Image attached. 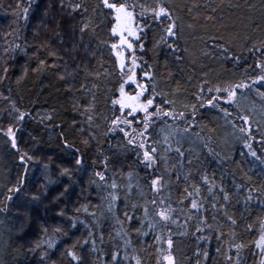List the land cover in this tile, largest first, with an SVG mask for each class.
Listing matches in <instances>:
<instances>
[{"label": "trees", "instance_id": "trees-1", "mask_svg": "<svg viewBox=\"0 0 264 264\" xmlns=\"http://www.w3.org/2000/svg\"><path fill=\"white\" fill-rule=\"evenodd\" d=\"M110 2L125 3L134 12L140 36L135 55L125 52L128 66L123 72L111 47L118 43L111 32L115 13L102 0H0V130L11 125L20 152L35 157L27 167L21 166L20 153L0 131V208L8 205L0 212V264H77L67 255L69 250L80 258L79 264H114L113 252L119 253L120 264H137V260L163 264L167 251L175 264H237L235 245L241 243L245 245L240 250L241 264H259L264 256L254 242L259 238V222L264 221V164L249 154L245 144L264 159V98L260 96L264 81L253 83L263 75L256 64H264V51H250L254 45L264 46V0ZM75 4L81 7L73 11ZM157 5L170 10L175 36L168 37L165 31L170 21L152 19ZM23 8L29 9L27 19ZM84 25L88 27L81 33ZM221 44L239 62L226 59L218 47ZM132 71L138 83L145 85V96H154V105L177 116L185 114L183 118H161L150 128L146 143L156 146L160 157L153 165L155 172L137 160L138 152L142 160V151L127 145L119 129L108 132L111 120L120 116L112 100L119 98L120 84ZM241 83L249 87L236 89L230 102L225 90ZM136 88V84L125 85L130 94ZM213 97L215 107L207 103ZM14 105L26 113L23 121L16 119ZM242 116L249 117V124ZM142 117L141 113L137 119ZM133 128L139 132L143 125L134 122L126 130L132 134ZM241 128H250L252 139ZM165 136L170 137V153L165 151ZM62 137L74 146L72 150L64 149ZM176 147L185 152L183 163ZM81 154L83 164L78 167L75 157ZM63 168L69 169L70 176L60 175ZM97 172L107 177V184ZM156 176L164 183L153 195L151 179ZM204 176L215 184V197L208 193ZM21 178L25 179L24 191L8 201V189ZM113 180L118 185L115 190ZM192 185L200 187L199 195ZM221 186L229 194L227 202L219 193ZM65 187L67 194L54 200ZM186 188L193 190V196L187 195ZM45 191L46 197L31 200L33 194ZM110 194L118 196L113 212L108 211ZM152 199H165L175 209V224L161 222L148 228L149 220H159L153 215ZM192 199L203 207L191 209ZM133 204L137 205L136 219L129 225L124 211L127 205L132 214ZM227 216L237 224L232 226ZM141 220L143 230L138 232ZM57 227L62 231L56 232ZM197 227L204 231L196 232ZM157 235L161 240H156ZM169 238L171 249L166 243Z\"/></svg>", "mask_w": 264, "mask_h": 264}, {"label": "snow or ice", "instance_id": "snow-or-ice-1", "mask_svg": "<svg viewBox=\"0 0 264 264\" xmlns=\"http://www.w3.org/2000/svg\"><path fill=\"white\" fill-rule=\"evenodd\" d=\"M102 3L104 5V7L106 9H110L112 10V12L115 13L114 16V20L115 23L113 24L112 28H111V32L113 34V36L118 35L120 38L119 41V45L120 46H124L126 45L128 49H132L133 48V44L129 42L127 37H134L137 41H139L140 36L137 33V30L132 27V22L134 20V12L133 11H129L128 10V6L125 3H115V2H110V0H102ZM61 6L63 7V4H61ZM73 11H76L77 9H79L81 7V5L79 4H75V5H71ZM143 7V6H142ZM17 8H21V4L18 2L17 3ZM23 14H24V18L27 19V14L29 9L28 8H23L22 9ZM145 11H147V9H145ZM189 11H191V9H189ZM213 12L216 11L215 8L212 9ZM212 17H205V19H211ZM152 19L156 20V21H163V20H167L170 21L167 24V27L165 29L167 36L168 37H173L176 35L174 28H175V22L172 20V15L170 10L164 6V5H157L156 7H154L152 9ZM88 25H84L83 27L80 28V32L84 33L87 29ZM127 33V37L124 35V33ZM140 32H143V29H140ZM213 40L216 39V37H212ZM171 47V45H169ZM15 47H19V45H15ZM113 50L118 49V45L113 43L111 45ZM144 45L141 44V48L143 49ZM221 54L226 58V59H233L234 57L231 56L229 49L227 47H225L224 45H218ZM7 51V49H6ZM250 51H264V46H262L261 48H256L255 45L253 46V48ZM117 58L119 60V67L121 69V71L123 72L125 64H124V60H123V52L117 51ZM179 59V57H178ZM234 59L237 60V62H239V58L235 57ZM44 61H41V64H43ZM133 64V69H135V67H137L136 65V60L135 58H133L132 61ZM256 67L261 69L262 71H264V64L262 63H257ZM26 71V70H25ZM4 72L5 74H7L8 69L4 68ZM146 76H148V73H145ZM64 77H61V79H63ZM264 81V75H260L256 78L255 81H253V83H259ZM128 84H136L137 85V90L133 93L130 94L125 90V85ZM249 85L245 84V83H241V84H237L234 86L233 89H226L225 91H228V100L231 102L234 100V98L237 95L236 89H244V88H248ZM83 88V86H82ZM221 89L217 88V91H220ZM147 89L145 87V85L138 83L137 79H136V75L135 72L132 71V74L128 76L127 80L123 81V83L120 84L119 87V98L113 99L112 100V105L113 106H119V112H120V116H117L116 118L111 120V125L112 127H110L108 129L109 133L115 132L117 129H119V132H122L124 134V137L127 138V145H132L134 148H138L139 150L142 151V160L140 159V155L139 152L137 153V160L142 163L146 168L148 169H152L153 172H155V169L153 168V165L157 164L158 160L160 159L158 153H159V149L156 146H151L149 147V145L146 143V141L148 140V133L150 128L153 126V124L164 117H171L172 119H177V118H183L185 116V114L183 112L179 113L178 116L172 112V111H166L165 109L161 108L159 105H154V96L153 98H147L145 96ZM209 91H211V89H209ZM260 96L262 98H264V92L260 93ZM197 99H199V97H197ZM216 97H213L212 100H208L207 103L209 105H212L213 107H215V105L213 104V100H215ZM167 103V101H165ZM155 108V111H152V109ZM194 108V106H193ZM13 110L17 113L16 119L19 121H23L26 117V113L25 112H21L19 111V109L15 108V105L13 106ZM195 110V108H194ZM85 113L88 112V109L85 108ZM143 114L142 119H137L138 116L140 114ZM245 124H249V117L248 116H242L240 117ZM49 120H51V116L48 117ZM88 122L89 124H91L92 122V116L89 115L88 116ZM136 123L137 125L142 124L143 125V129L140 130L139 132H137V130L135 128L132 129V134H130L126 128H132L133 123ZM120 125H125L126 127H120ZM3 132V135L6 136L8 138V140L11 142V148L16 150L17 152H19V161L21 166H28V162L32 161L35 157L34 154H31L29 152H20L18 143H17V137H16V133L13 130V127L10 125L6 130H0ZM81 131H83V129H81ZM185 132H187V128L184 129ZM241 133H245L248 136V139H252L251 135H250V128L249 129H245V128H241L240 129ZM137 137L140 138V142L137 143ZM63 139V147L65 150H72L73 149V145L69 144L67 141V138L62 137ZM170 137L165 136L164 137V142L167 145L165 151L166 153H170L173 151L172 149V145L169 142ZM85 144H88L89 141L85 140L84 141ZM177 143L179 144V141H177ZM245 147H247L249 149V154L254 157L257 160H260V162L262 164H264V159H262L260 156L257 155V153L255 151L251 150V145L250 144H245ZM76 151H79L78 149ZM180 157L181 163H183L184 159H185V152L181 150V147H176L174 150ZM105 163H107V158L105 159ZM189 164L192 163L191 160L188 161ZM75 164L79 167L83 164V156L82 154L79 156L75 157ZM45 168H47V165H45ZM61 176H70V172L68 168H63L60 172ZM96 176L99 178L100 181L104 182L105 184H107V177L100 173L97 172ZM129 177H131V173H129ZM177 179H179V177H177ZM185 180H188L189 177L186 175L184 177ZM163 178L156 176L155 178L151 179V191L154 194H158L162 187H163ZM203 183L208 185L207 191L209 194H211L213 197L216 196V193L213 191L215 184L209 183V179L207 176L203 177ZM24 187H25V179L21 178L18 182V184L16 186L10 187L8 189V195H7V200L11 201L13 199V194H20L24 191ZM111 188L113 190L118 188V185L115 183V181L113 180V182L111 183ZM192 189L194 190L196 195L200 194V187L196 186V185H192ZM68 187H65L64 191L61 193H58L56 197H54V200H59L62 196L66 195L68 192ZM129 190H131V184H129ZM193 190H189L188 188L185 189V191L187 192V195L189 197L193 196ZM219 193L222 194V198L225 202H227L229 200V194L225 191V189L221 186L219 188ZM46 197L47 196V191H45L44 193H39L37 192L36 194H33L31 196V200L32 201H39L41 199V196ZM118 199V196L115 194H110V204H109V208L108 211L109 212H113V209L115 208V201ZM248 199L250 200L251 197L249 196ZM180 203H183V200L180 201ZM151 204L153 207V215L158 217L159 220L157 221V223H153L151 220L148 221V228L149 229H153L157 226L158 223H163V224H167L169 222L175 224L176 221L172 219V215L175 212V209L172 208V206L165 200V199H160L159 201H157L156 199H152L151 200ZM8 205L7 203H5V206L3 208H0V212H4L6 211ZM203 205L201 203H199L196 199H192L191 200V209L194 210H199L200 208H202ZM213 208L217 207V204L214 202L212 204ZM221 207H223V205H221ZM137 208V205L133 204L132 205V209H133V213L130 214L128 209H127V205L125 207V211H124V221H126L129 225H131V222L133 219H136L134 212ZM87 211V209H85ZM143 212H144V216L145 218L148 217L149 214V208L147 207V205H145L143 207ZM61 215H63V213H60ZM91 215L95 216V213H91ZM215 219V217H214ZM227 221L232 225L235 226L237 224V221L235 218H233L232 216H227ZM121 224H123V221H120ZM81 223H83L81 221ZM200 223L202 225H204V227H207L209 229H211V225H208L206 220L201 219ZM143 225H144V221L141 220V228L137 229L138 232L143 230ZM73 227H75V223H73L72 225ZM204 227H197L196 232H203L204 231ZM253 230V226L249 225L248 226V231H252ZM56 232H61L62 230L57 227L55 229ZM145 235L147 233H144ZM183 234V233H182ZM89 235L91 236L92 233L89 232ZM221 235H223V233H221ZM219 239V237H217ZM101 241L103 240V236L101 235L100 237ZM200 239H205V237L201 236ZM156 240L159 241L161 240V236L157 235L156 236ZM85 245L88 244V241L86 240ZM168 248L171 249L172 245H173V241L171 238H169L166 241ZM255 247L257 249H259V252L262 256H264V221H260L259 222V238L257 240H255ZM52 243L50 242L48 247H52ZM37 247H39V245H37ZM245 245L244 244H236L235 248H236V256H237V264H241L240 261V250L242 248H244ZM92 248L93 251L96 250V242L95 240L92 241ZM158 252H160L161 254H163V250L162 249H157ZM219 251V249H218ZM67 255L69 257L72 258V260L77 261V264H79V257L76 256L75 252L69 250L67 252ZM205 257H207V252L204 253ZM43 259V257H42ZM125 259H127V257H125ZM226 259L231 262L232 257L228 256L226 257ZM163 260L166 262V264H175V258L172 255V253L169 251L167 254H163ZM112 261L114 262V264H120V257H119V253L118 252H113L112 254ZM137 264H140V261L137 260ZM157 264H159V260L157 261ZM259 264H264V258H262L259 262Z\"/></svg>", "mask_w": 264, "mask_h": 264}, {"label": "rangeland", "instance_id": "rangeland-1", "mask_svg": "<svg viewBox=\"0 0 264 264\" xmlns=\"http://www.w3.org/2000/svg\"><path fill=\"white\" fill-rule=\"evenodd\" d=\"M115 21V20H114ZM124 35L127 37V33L125 32L124 33ZM116 37L118 38V43H117V45L119 46L118 47V49H116V50H114L115 51V54L117 55V51H120V52H124L123 54H124V57H123V59H124V64H125V67H124V70H126L127 69V66H128V64H127V56L125 55V52H128V51H126L125 49H126V47H125V45H124V47L123 46H120L119 45V41H120V38H119V36L118 35H116ZM130 51V50H129ZM130 53V52H129ZM117 64H118V66H119V60L117 59ZM119 69H120V67H119ZM121 70V69H120ZM123 70V71H124ZM263 75H264V71H263ZM118 106V105H117ZM118 108H119V106H118ZM153 195H156V194H153ZM155 197V196H154ZM158 201H159V199H158ZM169 251H167V253H168ZM166 253V254H167ZM162 261H163V264H166V262L162 259Z\"/></svg>", "mask_w": 264, "mask_h": 264}, {"label": "flooded vegetation", "instance_id": "flooded-vegetation-1", "mask_svg": "<svg viewBox=\"0 0 264 264\" xmlns=\"http://www.w3.org/2000/svg\"><path fill=\"white\" fill-rule=\"evenodd\" d=\"M132 27H134L136 30H137V26L135 25V23H134V21L132 22V25H131ZM137 33H138V30H137ZM128 38V40H129V42L130 43H132L133 44V48L132 49H128L127 48V46L125 45V47H126V51H131V53L133 54V55H135V53H136V51H135V49H136V45L139 43V41H140V39H139V41H137L134 37H127ZM124 47V46H123ZM124 53V52H123ZM124 55V54H123ZM117 56V55H116ZM118 59V58H117ZM137 89V88H136Z\"/></svg>", "mask_w": 264, "mask_h": 264}, {"label": "water", "instance_id": "water-1", "mask_svg": "<svg viewBox=\"0 0 264 264\" xmlns=\"http://www.w3.org/2000/svg\"><path fill=\"white\" fill-rule=\"evenodd\" d=\"M124 60V59H123Z\"/></svg>", "mask_w": 264, "mask_h": 264}]
</instances>
